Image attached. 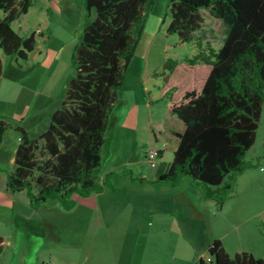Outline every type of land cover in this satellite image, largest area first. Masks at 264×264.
Listing matches in <instances>:
<instances>
[{
	"label": "trees",
	"instance_id": "16d2710c",
	"mask_svg": "<svg viewBox=\"0 0 264 264\" xmlns=\"http://www.w3.org/2000/svg\"><path fill=\"white\" fill-rule=\"evenodd\" d=\"M153 1L84 0L86 21L73 49L74 72L60 106L39 138H30L17 126L21 140L7 188L13 193L26 191L33 207L50 200L67 205L74 192L85 196L101 191L115 175L109 172L100 180L101 151ZM32 2L0 0V48L6 54L26 59L34 49L35 34L24 36L12 27ZM203 11L225 26L218 48L200 34ZM166 15L167 34L194 43L197 52L183 57L193 78L187 88L172 87L166 94L180 125L170 120L168 137L176 142L173 159L157 170L155 182L175 185L186 176L205 186L222 185L216 198L221 204L232 188L231 177L249 166L245 154L255 143L263 110L264 0H169ZM179 63L168 59L166 65L172 71ZM8 127L0 118V142ZM208 251L215 264H264V256L229 255L219 240L212 241Z\"/></svg>",
	"mask_w": 264,
	"mask_h": 264
},
{
	"label": "rangeland",
	"instance_id": "374dc122",
	"mask_svg": "<svg viewBox=\"0 0 264 264\" xmlns=\"http://www.w3.org/2000/svg\"><path fill=\"white\" fill-rule=\"evenodd\" d=\"M168 1L154 0L147 11L118 101L109 117L98 170L101 181L108 171L115 173L103 187L106 191H92L85 196L74 192L67 205L60 200H50L33 207L26 191L13 193L7 189L4 175V179L0 178V238L3 240L0 264H215L208 251L214 240L208 239L203 261L192 260L197 238L190 237L184 230L181 233L173 229L170 216H165L159 228L156 226L151 217L154 215L139 201L144 189L132 183L128 172L138 167L144 174L150 173L152 168L142 159V142L147 143L152 119H164L167 114V97L157 101L154 98L155 102H151L143 87L156 95L159 87L167 83L168 74L175 80L184 73L189 75L183 57H192L197 52L194 43L167 34ZM54 3L62 8L66 6L64 0H33L19 20L25 24L36 23L42 19L45 8ZM83 8L81 12L76 11L75 20L66 9L61 14L49 11L46 16L49 29L58 33L53 42L60 39L69 45L79 38L86 21ZM203 15L200 34L204 41L218 48L224 39L225 26L207 11H203ZM17 26V22L13 23L14 29ZM168 59L181 63L170 71L166 65ZM58 69L66 75L74 72L67 63ZM176 84L174 82L171 88H187L184 81H176ZM167 156L171 157L170 151ZM245 161L249 163L245 170H249L251 177L240 181L237 195L220 215H210L203 227L208 228L211 238L237 225L239 232L225 235L227 253L233 256L237 252H248L263 257L264 224L260 222L261 215L256 213L264 207V103L256 140L246 152ZM137 178L135 180L140 181ZM231 181L233 185L234 180ZM232 190L233 186L225 200ZM142 216L149 225L143 232L136 231L132 222ZM197 230L199 238L205 235L200 232L201 227Z\"/></svg>",
	"mask_w": 264,
	"mask_h": 264
},
{
	"label": "crops",
	"instance_id": "0c3cea01",
	"mask_svg": "<svg viewBox=\"0 0 264 264\" xmlns=\"http://www.w3.org/2000/svg\"><path fill=\"white\" fill-rule=\"evenodd\" d=\"M64 1H66L64 8L58 3L46 7L45 12L42 13V19L36 23L25 24L19 18L13 21V23L17 22L18 25L17 29H13L19 34L24 36L31 33L35 34L37 43L26 59H21L13 54H6L0 48V118L9 123V127L0 142L1 179L5 178L4 175L8 176L14 165L15 152L21 140V133L17 126L22 127L30 138H39L47 129L52 114L60 106L62 93L66 88L69 77L73 74L60 73L58 68L64 63L73 67L72 53L79 38L70 41L69 45L60 39L57 40V43L53 42L57 38L58 33L50 31L49 18L46 16L51 10L61 14L63 9H66L73 16L72 19L75 20V13L76 11H82L84 0ZM176 78L175 80L172 74H168L166 76L167 83L159 87L156 95L151 94L147 87H143V91H148V98L151 97L150 101L155 102L166 96L174 82L175 85H178L176 81L179 83L181 80L187 84L190 83L189 78L192 77L191 74L186 75L184 73ZM176 88H179V86H176ZM166 106L167 114L164 119L160 117L155 120L152 119L151 125H149L150 134L147 143L142 142L141 154L143 160H145V153L149 148L160 149L161 154L157 168L151 169L150 173L147 174H144L138 167H136L135 171L130 169L128 172L132 177V183L139 185L140 189H144L139 196V201L144 204L143 206L148 212L154 215L151 217L156 222V226L159 228L165 216H170L173 229L176 228L181 233L184 230L190 237L193 235L198 239L194 245L196 248L193 250L192 260L199 259L203 261V252L208 244V239L219 240L225 250V235L229 232H239L238 226L233 225L228 231L225 229L222 234L214 235L211 232L213 235L210 238L208 234L210 232L208 228L203 227V223L206 222L210 215H220L226 204L230 203L234 196L237 195L240 181L250 178L251 175L247 169L232 176L231 178L234 180L232 185L233 192L221 204L217 202L216 198L222 190V185L205 186L186 176L182 177L175 185L169 182H155L157 170L159 168L164 169L173 159L176 142L168 137L172 130L170 120H174L176 126L180 125L177 118L171 114L168 103ZM168 151H170L171 157L167 156ZM109 172L113 171H108L107 173ZM137 177H139L140 181L135 180L138 179ZM258 185L260 186L261 184ZM104 191L106 189L103 188L100 193ZM0 193L2 194L1 188ZM258 214L261 215L260 222L264 224V207L256 213V215ZM132 224L134 230L143 232L145 227H148L149 222L142 216L138 220H133ZM200 227V232L202 231L201 233L205 235L199 238V230L197 229Z\"/></svg>",
	"mask_w": 264,
	"mask_h": 264
},
{
	"label": "built area",
	"instance_id": "2783aa9c",
	"mask_svg": "<svg viewBox=\"0 0 264 264\" xmlns=\"http://www.w3.org/2000/svg\"><path fill=\"white\" fill-rule=\"evenodd\" d=\"M161 151L159 148H149L145 153V160L152 169H156L160 158ZM263 169V168H261Z\"/></svg>",
	"mask_w": 264,
	"mask_h": 264
}]
</instances>
